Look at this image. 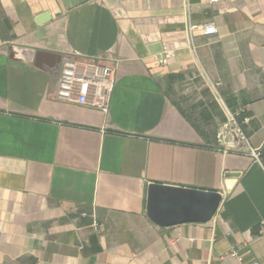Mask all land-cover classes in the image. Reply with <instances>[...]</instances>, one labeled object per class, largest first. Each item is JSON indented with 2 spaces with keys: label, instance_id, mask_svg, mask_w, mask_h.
<instances>
[{
  "label": "crops",
  "instance_id": "crops-1",
  "mask_svg": "<svg viewBox=\"0 0 264 264\" xmlns=\"http://www.w3.org/2000/svg\"><path fill=\"white\" fill-rule=\"evenodd\" d=\"M98 55L108 113L57 101L62 59ZM240 108L260 150L264 0H0V264H264V165L218 140ZM153 182L223 201L161 227Z\"/></svg>",
  "mask_w": 264,
  "mask_h": 264
},
{
  "label": "built area",
  "instance_id": "built-area-1",
  "mask_svg": "<svg viewBox=\"0 0 264 264\" xmlns=\"http://www.w3.org/2000/svg\"><path fill=\"white\" fill-rule=\"evenodd\" d=\"M218 1L210 0L212 3ZM193 28L194 26L189 25V33ZM202 28L207 36L217 33L215 25H204ZM116 75L117 61L112 57L103 55L84 58L64 57L60 64L55 98L62 103L77 104L108 113L116 86ZM243 110L240 108L237 113L228 111L227 121L218 133V140L225 145V152L229 150L246 152L261 162L259 150L252 146L237 119V114ZM247 120L245 118L244 122ZM230 255L239 262L243 261L237 247L231 248Z\"/></svg>",
  "mask_w": 264,
  "mask_h": 264
},
{
  "label": "water",
  "instance_id": "water-1",
  "mask_svg": "<svg viewBox=\"0 0 264 264\" xmlns=\"http://www.w3.org/2000/svg\"><path fill=\"white\" fill-rule=\"evenodd\" d=\"M223 201L220 191L161 183H150L147 191V215L159 226L187 222H209Z\"/></svg>",
  "mask_w": 264,
  "mask_h": 264
},
{
  "label": "trees",
  "instance_id": "trees-1",
  "mask_svg": "<svg viewBox=\"0 0 264 264\" xmlns=\"http://www.w3.org/2000/svg\"><path fill=\"white\" fill-rule=\"evenodd\" d=\"M237 111L238 110H235L233 112L237 113ZM245 117H246V111L245 110H243L242 112H240L239 114H237V119L242 124V127H243V122H244ZM259 153H260V161L264 165V145L259 150Z\"/></svg>",
  "mask_w": 264,
  "mask_h": 264
}]
</instances>
